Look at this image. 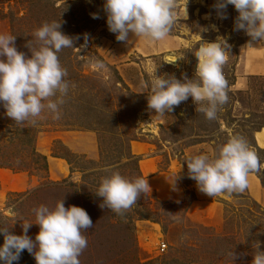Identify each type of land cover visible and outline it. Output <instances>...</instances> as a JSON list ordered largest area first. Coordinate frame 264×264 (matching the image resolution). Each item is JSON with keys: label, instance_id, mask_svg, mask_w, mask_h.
I'll use <instances>...</instances> for the list:
<instances>
[{"label": "rangeland", "instance_id": "1", "mask_svg": "<svg viewBox=\"0 0 264 264\" xmlns=\"http://www.w3.org/2000/svg\"><path fill=\"white\" fill-rule=\"evenodd\" d=\"M216 2L177 0L168 37L129 33L126 43L108 30L104 0H0V34L15 36L26 57L46 22L59 21L74 40L57 53L69 83L60 119L45 111L35 124H17L0 106V227L20 235L21 223L35 222L34 208L63 199L93 223L80 264H251L255 243L264 250V41L249 47L250 37L234 30L237 11L229 5L221 19ZM217 38L230 48L222 69L228 101L216 118L191 97L165 115L148 109L152 70L195 78V51ZM232 136L257 153L261 171L249 174L245 191L209 197L189 178L186 158L212 156ZM112 172L146 177L151 188L122 214L96 195ZM253 177L263 189H251ZM38 231L33 224L27 234L34 240ZM14 264L36 261L25 250Z\"/></svg>", "mask_w": 264, "mask_h": 264}, {"label": "clouds", "instance_id": "2", "mask_svg": "<svg viewBox=\"0 0 264 264\" xmlns=\"http://www.w3.org/2000/svg\"><path fill=\"white\" fill-rule=\"evenodd\" d=\"M229 5L238 13L234 30H243L250 37L247 45L253 47L264 41V0H217L214 8L219 18H227L225 10ZM176 7L177 0H104L103 3L108 30L115 34L117 41L126 43L129 33L150 42L164 40L176 22ZM93 18L99 17L93 14ZM60 28L59 21L40 26L34 32L38 47L30 49V57L17 50L15 36L0 34V106L17 124L26 121L35 124V118L45 111L54 119L61 118L60 105L68 94L69 83L57 53L74 47V40ZM229 48L223 38L203 42L194 54L197 63L192 79L185 76L181 81L175 76L157 75L155 67L150 82L145 85L150 87L148 109L165 115L191 97L199 105V112L209 120L215 119L218 108L228 101V82L222 69ZM185 163L189 178L209 197L243 192L248 187L249 174L261 171L257 153L240 136L230 137L212 156L190 155ZM177 177L172 182L173 190ZM150 190L146 177L128 179L112 172L102 178L96 195L102 198L101 207L122 214L137 203L142 193ZM33 212L35 222L21 223L20 235L0 227V236H3L0 264H14L25 250L36 264H80L79 257L88 243L83 232L93 226L88 213L78 206L66 208L63 199L54 207L41 205ZM33 224L39 227L34 240L27 234ZM251 264H264V250H260L259 242L255 243Z\"/></svg>", "mask_w": 264, "mask_h": 264}, {"label": "crops", "instance_id": "3", "mask_svg": "<svg viewBox=\"0 0 264 264\" xmlns=\"http://www.w3.org/2000/svg\"><path fill=\"white\" fill-rule=\"evenodd\" d=\"M260 143L263 144L264 143V139H261ZM252 184L253 185H252L251 189H263L261 187V185H260V182L256 178L254 179V177H253V180H252ZM161 191H163V190H161Z\"/></svg>", "mask_w": 264, "mask_h": 264}, {"label": "built area", "instance_id": "4", "mask_svg": "<svg viewBox=\"0 0 264 264\" xmlns=\"http://www.w3.org/2000/svg\"><path fill=\"white\" fill-rule=\"evenodd\" d=\"M164 248H165V245H164V244H161V245H160V250L163 251Z\"/></svg>", "mask_w": 264, "mask_h": 264}, {"label": "bare ground", "instance_id": "5", "mask_svg": "<svg viewBox=\"0 0 264 264\" xmlns=\"http://www.w3.org/2000/svg\"><path fill=\"white\" fill-rule=\"evenodd\" d=\"M260 143V142H259Z\"/></svg>", "mask_w": 264, "mask_h": 264}]
</instances>
